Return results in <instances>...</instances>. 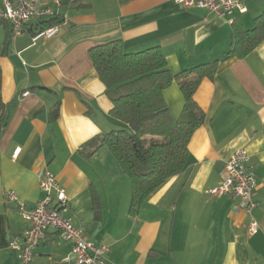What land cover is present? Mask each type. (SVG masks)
Listing matches in <instances>:
<instances>
[{"label":"crops","instance_id":"crops-1","mask_svg":"<svg viewBox=\"0 0 264 264\" xmlns=\"http://www.w3.org/2000/svg\"><path fill=\"white\" fill-rule=\"evenodd\" d=\"M235 1L246 10L219 15L175 0H79L55 8L64 19L56 35L37 33L40 21L33 20L7 48L9 27L0 25V264H76L64 260L71 243L54 229L29 263L10 248L28 223L6 193L14 190L28 208L36 206L44 196L42 168L66 188L65 215L91 241L108 244L115 264H264V40L243 57L224 59L234 23L251 29L264 0ZM117 38L127 52L160 46L173 76L218 61L194 95L206 119L189 142L183 171L137 214L130 212L131 181L110 150L85 147L115 127L113 102L89 50ZM163 95L178 118L185 103L180 81L173 79ZM240 148L248 150L257 181L252 215L234 212L231 196L208 193ZM253 219L259 230L250 234Z\"/></svg>","mask_w":264,"mask_h":264},{"label":"trees","instance_id":"trees-1","mask_svg":"<svg viewBox=\"0 0 264 264\" xmlns=\"http://www.w3.org/2000/svg\"><path fill=\"white\" fill-rule=\"evenodd\" d=\"M60 1L64 5L79 2ZM63 21L61 15L44 19L38 23L37 33ZM263 40L264 11L255 18L251 29L234 23L231 48L224 59L243 57ZM9 43L10 34L4 48ZM89 53L113 102L110 115L115 127L92 138L85 147L93 151L106 146L110 150L131 181L130 212L137 214L151 194L183 171L189 142L206 119L194 95L202 80L214 75L218 61L192 66L173 76L166 69V55L160 46L127 52L123 40L117 38L92 47ZM173 79L180 81L185 98L178 118L171 114L163 95ZM58 114L59 105L53 112L54 117Z\"/></svg>","mask_w":264,"mask_h":264},{"label":"built area","instance_id":"built-area-1","mask_svg":"<svg viewBox=\"0 0 264 264\" xmlns=\"http://www.w3.org/2000/svg\"><path fill=\"white\" fill-rule=\"evenodd\" d=\"M190 7L207 8L219 15L238 8L244 12L246 8L241 1L235 0H175ZM61 5L60 0H0V25L6 24L10 29V37L14 39L23 28L33 20L42 21L54 15H59L55 8ZM61 24L54 25L42 31L47 37H52L60 31ZM28 95V92L25 93ZM21 148L14 152L16 157ZM250 154L246 148L237 149L226 161L222 169L220 184L208 190L215 196L229 195L235 200L234 212H244L252 215L259 206L255 198L257 181L249 167ZM39 183L44 196L36 206L28 208L26 203L14 190H8L6 195L17 203L18 212L28 223L25 230L10 241V248L16 252L23 263H29L35 248L46 237L49 229L60 233L62 238L71 243L70 256L65 261L73 259L76 264H115L109 258L108 244H96L90 240L87 230L73 224L65 213L69 201L66 188L60 183L57 176L48 168L38 171ZM259 230L256 220L248 225L250 234Z\"/></svg>","mask_w":264,"mask_h":264}]
</instances>
